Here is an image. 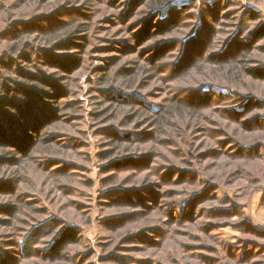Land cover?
I'll return each mask as SVG.
<instances>
[{"label":"rangeland","instance_id":"rangeland-1","mask_svg":"<svg viewBox=\"0 0 264 264\" xmlns=\"http://www.w3.org/2000/svg\"><path fill=\"white\" fill-rule=\"evenodd\" d=\"M150 1L0 0V264H264V0Z\"/></svg>","mask_w":264,"mask_h":264},{"label":"trees","instance_id":"trees-1","mask_svg":"<svg viewBox=\"0 0 264 264\" xmlns=\"http://www.w3.org/2000/svg\"><path fill=\"white\" fill-rule=\"evenodd\" d=\"M175 0H151L150 1V7L154 8V10H159L161 8H176V4H174ZM179 8V7H177ZM254 17H257L256 15H254ZM39 30H43V32L47 33V35L51 38H55L57 41H64V40H60V35H58L60 30H65V26L60 28V26H55L54 28L50 27V28H39ZM20 31H23L22 33H26L24 32V29H20ZM27 31H29L27 29ZM259 32H262L260 34L257 35L258 36H264V23L263 25L258 29ZM20 33V34H22ZM64 33H66L67 35L65 37H68L69 39L73 37V32L70 30H66ZM63 42L60 44L62 45ZM29 45V44H28ZM12 49H16V46L12 47ZM0 63L2 65H4L3 60H0ZM249 72V74L253 75L254 78L257 79H261L264 78V71L263 69H257V68H251L247 70ZM54 77L57 75H53ZM103 77L105 79H107V75L103 74ZM54 80L49 81L47 83H51L52 85L49 86V89H45L41 83L40 80H37V82H34V84L29 85V94L31 96L30 99H22L21 100V104L18 105H13V106H9V105H5L4 109H0V113H4V115H0V137L5 139L6 141H10L13 137L15 136H20L22 134L23 131H26V135H28L29 133H27V128L29 127V125L32 123L31 119L27 116L32 115L31 111L28 110H35L38 108V105H41V102L45 103V105L53 102V100L51 101H47L48 99H57V87L55 86V83L57 82L55 80V78H53ZM45 81V79L41 78V82ZM42 82V83H44ZM45 84V83H44ZM31 99H34L36 101H32ZM53 103H57V101H54ZM23 106V107H22ZM48 106V105H47ZM15 107V108H12ZM175 107H181L180 105H175ZM174 107L172 106L170 109L168 108V110H166V115H164V118H168V115H170L173 112L174 115ZM184 108V107H183ZM8 122H7V119ZM1 121L3 122H7V124H3ZM6 130V131H5ZM33 136V135H31ZM31 136H28L26 138V141H28L30 139ZM126 139H130V134H126L125 135ZM114 141H116L114 139ZM13 143H16L15 141L12 140ZM118 166V163L114 162L110 165L105 166L104 168L106 170H109L110 168L116 167ZM67 237H70L71 239H73V241H76L77 238V234L75 232V230L73 229H69L67 230Z\"/></svg>","mask_w":264,"mask_h":264}]
</instances>
